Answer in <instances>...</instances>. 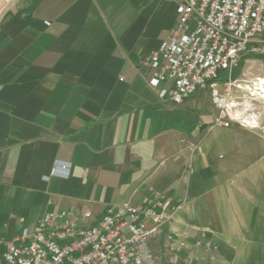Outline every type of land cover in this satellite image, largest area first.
Masks as SVG:
<instances>
[{"label": "crops", "instance_id": "crops-1", "mask_svg": "<svg viewBox=\"0 0 264 264\" xmlns=\"http://www.w3.org/2000/svg\"><path fill=\"white\" fill-rule=\"evenodd\" d=\"M8 1L0 0V238L49 211L88 209L92 224L108 205L141 204L157 190L179 204L147 240L159 261L170 255L165 236L186 232L178 264H264V200L249 195L255 179H230L236 162L224 155L236 150L221 151L220 131L207 132L214 114L204 92L174 104L137 67L173 26L177 0ZM55 163L66 168L53 173ZM201 230L215 249L195 244Z\"/></svg>", "mask_w": 264, "mask_h": 264}, {"label": "built area", "instance_id": "built-area-1", "mask_svg": "<svg viewBox=\"0 0 264 264\" xmlns=\"http://www.w3.org/2000/svg\"><path fill=\"white\" fill-rule=\"evenodd\" d=\"M250 56H264V0H177L173 26L137 67L146 71L148 87L174 104L209 87L213 125L243 126L231 102L229 81L232 69L242 59L250 61ZM222 71L229 75L220 90ZM60 163H55L53 173L66 168ZM193 172L189 165L185 183ZM178 209L169 196L153 190L141 204L108 205L92 224H84L91 215L88 209L49 211L36 224L0 238V264H178L186 232L180 238L165 236L163 247L170 253L165 261L154 257L147 246ZM200 235L196 245L216 248L205 230Z\"/></svg>", "mask_w": 264, "mask_h": 264}, {"label": "rangeland", "instance_id": "rangeland-1", "mask_svg": "<svg viewBox=\"0 0 264 264\" xmlns=\"http://www.w3.org/2000/svg\"><path fill=\"white\" fill-rule=\"evenodd\" d=\"M11 1L9 0L7 5ZM248 59L250 60L248 62L242 59L239 65L232 69L229 81L232 90L230 95L232 97L231 102L235 104L234 110L239 112L240 118L246 125L242 126L237 122H233L227 127H221L215 126L211 122L207 132L220 131L216 135V141L220 144L221 151L235 148L236 152L231 150L227 155H224V158L230 159L232 164L236 162L234 165L236 168L229 170L228 175L230 179L240 177L246 185L248 184L245 181L246 179H255L256 182H251L248 187L251 192L249 195L254 200L260 201V199L264 200V56H250ZM220 75L217 83L219 89L222 90L225 82L224 78L229 73L228 71H222ZM257 78L261 81H257ZM255 83L257 86L254 85ZM237 84L240 87L236 86ZM199 91L205 94V97L201 96L200 100L203 103L206 102L205 104L209 107V113L210 111L212 112L213 105L210 88L204 87ZM187 121H193L196 124L199 121V113H194ZM250 150H255L257 157L254 158L253 154L250 156L248 153ZM250 163H254L257 167L253 168L251 166L252 168L250 169L248 167Z\"/></svg>", "mask_w": 264, "mask_h": 264}, {"label": "bare ground", "instance_id": "bare-ground-1", "mask_svg": "<svg viewBox=\"0 0 264 264\" xmlns=\"http://www.w3.org/2000/svg\"><path fill=\"white\" fill-rule=\"evenodd\" d=\"M259 81H261V80H259ZM262 97H263V95H261Z\"/></svg>", "mask_w": 264, "mask_h": 264}]
</instances>
